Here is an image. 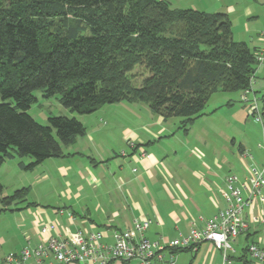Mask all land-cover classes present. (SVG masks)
<instances>
[{"label": "trees", "instance_id": "1", "mask_svg": "<svg viewBox=\"0 0 264 264\" xmlns=\"http://www.w3.org/2000/svg\"><path fill=\"white\" fill-rule=\"evenodd\" d=\"M257 51L234 40L226 14L167 0H0V167L19 159L33 171L86 134L77 118L39 124L29 114L36 91L82 116L144 102L165 121L181 118L187 133L213 94L250 88ZM137 67L148 73L140 84ZM27 196L24 188L3 202Z\"/></svg>", "mask_w": 264, "mask_h": 264}, {"label": "crops", "instance_id": "2", "mask_svg": "<svg viewBox=\"0 0 264 264\" xmlns=\"http://www.w3.org/2000/svg\"><path fill=\"white\" fill-rule=\"evenodd\" d=\"M167 1L177 9L226 14L232 22L233 38L237 34L245 38L256 36L258 41L264 42L261 38L264 0ZM240 42L247 43L246 40ZM251 49L264 48L256 45ZM254 90V93H260ZM112 106L99 109L103 111L102 115L110 118L108 121L94 118L95 115L81 121L86 134L73 146L64 148L63 157L48 159L30 172L23 171L18 162L17 171L13 172L18 179L17 187L27 188L28 196L26 200L12 204H17L15 210L8 209L23 234L12 241L14 250L10 253H18L28 245H39L44 239L40 230L45 225H54L56 230L52 235L58 232L61 238L76 231L102 232L103 241L112 244L117 231L134 232L136 222L149 221L145 237L152 242L163 240L170 243L188 235L192 228H203L209 219L226 207L224 194L230 174L244 180L250 166L264 163V143L258 148L251 147L255 150L253 156L246 141L239 144L237 155H232V150L222 146L217 138L212 140L219 147L212 148L209 139L206 140L208 132L203 146L176 139V142L164 141L162 136L167 132L170 135L171 130L168 131L167 121L161 116H155L149 110L128 108L117 114ZM132 113L141 117L140 125L132 126L127 119L120 121L118 115L126 117ZM220 131L217 134L224 135V131ZM172 135L174 137L175 132ZM236 142L234 139L233 145ZM246 152L252 158L246 157ZM22 173L29 175L19 180ZM244 218L250 226V240L253 241L262 230L264 233L261 229L264 228V192L257 198L254 208L245 211ZM134 237L138 241L136 233ZM241 242L244 240L238 241V246ZM204 247L200 264L222 263L220 252L211 243H203L197 251L181 253H194L189 262L194 264ZM239 250L237 248L236 256L241 261L244 255ZM218 253L220 261L216 262Z\"/></svg>", "mask_w": 264, "mask_h": 264}, {"label": "built area", "instance_id": "3", "mask_svg": "<svg viewBox=\"0 0 264 264\" xmlns=\"http://www.w3.org/2000/svg\"><path fill=\"white\" fill-rule=\"evenodd\" d=\"M261 38L264 40V32ZM256 63L257 66L264 65V49L257 51ZM255 78L251 79L250 88L243 92L242 102L249 103L250 114L259 115L258 120H261L257 99L249 98ZM245 156L252 158L248 152ZM226 190L224 209L209 219L203 228H192L188 235L170 243L163 240L152 242L145 237L149 221L136 222L134 232L117 231L112 244L103 241L102 232L76 231L61 238L58 232L52 235L56 230L54 225H45L40 230L44 239L39 245H28L18 253L0 256V264H178L176 250L197 251L203 243H211L220 252L221 264H234V260L241 264H264V249L250 240V226L244 218L245 211L253 209L257 198L264 192V163L250 166L244 180L237 175H229ZM135 233L138 241L135 240ZM241 239L246 241V245L240 253L244 258L239 261L236 253Z\"/></svg>", "mask_w": 264, "mask_h": 264}, {"label": "rangeland", "instance_id": "4", "mask_svg": "<svg viewBox=\"0 0 264 264\" xmlns=\"http://www.w3.org/2000/svg\"><path fill=\"white\" fill-rule=\"evenodd\" d=\"M235 40L240 42V40H246L250 48H254V46L258 45L264 48V42L261 40L258 41V38L256 36L253 37H242L241 35H235ZM264 68V65L257 66V74H255L256 77V85L253 87V92L249 96L250 99L256 98L257 99V105H258V112L260 114L261 120H258L259 115H252L250 114L249 103H243L242 102V94L243 92H237V93H223L218 92L212 95L211 99L209 100V103L204 111L205 115L198 118L195 123L190 126L189 132L185 133V131L181 128L182 119L181 118H171L167 121L166 126L168 128V131L171 130V133L167 132L164 136H162V140H178V141H187L196 143V145L203 146L202 143H204V138L206 136V133H209V137H207L206 140L209 139L210 145L212 148L219 147V144L217 142L213 143L212 138H217L218 141L222 146H227L232 150V155H237L239 152L238 146L242 141H246L247 145L250 147L248 150L251 152V154H255V150H253L251 147L255 146L258 148V145L261 143H264V117L262 116V104L260 102V98L262 94H264V90H260L261 88H264V74L262 73V69ZM136 75L134 78L135 84H140L142 80L148 75L145 70L142 68L137 67L134 71ZM254 88L260 93H254ZM35 97L37 98V101L32 104L29 114L41 125H47L48 119L52 116H65L70 118H77L80 121H85L90 119V117H98L103 118L104 120L110 119L106 116L102 115L103 111L99 110L98 112L82 116L77 113H72L70 110L64 108L62 104L60 103V97L55 96L51 98L44 97V93L42 91H36ZM231 100H233L231 102ZM1 101V100H0ZM232 104H231V103ZM112 106V105H110ZM128 108L130 110L133 109H143V110H149V105L144 102L140 103H129V102H121L117 104H113L111 109L115 111L117 114L123 113V109ZM100 113V115H99ZM151 113V112H150ZM97 115V116H96ZM134 116V113L126 115V117L122 115H118L120 118V121L128 120L131 122L132 126H138L140 125L141 117L138 116L136 113ZM152 115V114H150ZM153 116V115H152ZM156 116V115H155ZM114 117V116H113ZM92 118V119H94ZM90 121V120H89ZM119 121V122H120ZM146 121V120H144ZM148 124L149 122H145ZM152 123V121H151ZM123 123H121L122 125ZM151 127V126H149ZM224 131V135L222 133H218L220 130ZM172 132H175L176 135H172ZM221 132V131H220ZM229 137H228V136ZM236 140L237 142L235 145H233V140ZM174 141H169L172 143H175ZM200 143V144H199ZM209 146V145H208ZM208 146L206 149H208ZM28 161V160H27ZM19 162V159L16 160H8L6 164L2 167H0V185H2L3 189L0 191V256L1 255H7L10 252L14 250V246L12 241L15 240L17 237L22 236V231L17 229L16 223H14L15 216L12 214L11 210L17 208V204L12 205L11 208H9L7 205L4 204L3 199L6 197L12 196L15 191L22 189V187H17V176L14 175L15 171H17V164ZM29 162V161H28ZM27 162V163H28ZM20 179H24L26 177V173L21 174ZM59 185L58 183H56ZM38 189V188H37ZM21 204H18V207H20ZM261 229H264L263 227ZM243 240V239H241ZM3 241V242H2ZM253 241L258 243L261 247H264V233L262 230V233L258 236L253 237ZM246 241L241 242L238 249L239 253H241L242 247H245ZM205 247L197 254L196 259L194 260V264H200L202 257L204 256ZM195 255L194 253H180L178 254L177 263L178 264H189L190 260L192 259V256ZM220 254L218 253L216 255V262L220 261ZM234 264H241V263H234Z\"/></svg>", "mask_w": 264, "mask_h": 264}]
</instances>
